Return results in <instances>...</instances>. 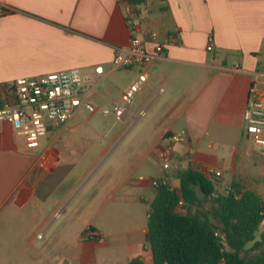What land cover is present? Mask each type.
<instances>
[{
    "label": "crops",
    "instance_id": "1",
    "mask_svg": "<svg viewBox=\"0 0 264 264\" xmlns=\"http://www.w3.org/2000/svg\"><path fill=\"white\" fill-rule=\"evenodd\" d=\"M0 4L9 8L0 16V100L12 80L71 68L87 74L103 65L105 73L92 96L102 106L117 101L141 72L147 74L129 114L119 119L120 131L101 137L105 147L91 155L77 177L83 187L52 205L41 197L40 208L50 211L27 232L28 220L5 214L27 207L49 174L73 160L72 137L89 127L76 119L79 111L64 124H48L40 146L28 152L13 126L0 122V264H154L147 242L148 210L157 194L151 181L166 176L177 188V171L188 167L220 171L218 194L238 183L264 200V148L246 135L243 122L251 88L264 91V0ZM129 5L135 11L136 34L149 48L150 32L161 42L169 36L173 40L161 59L144 68H110L115 48L130 40ZM209 37L211 51L206 49ZM140 111L144 116L139 117ZM172 134L186 139L175 144L165 165L159 153ZM96 135L91 125V142ZM108 172L113 177L95 186ZM90 188L91 205L86 207L81 202ZM90 206L91 222H82L77 216ZM89 227L95 238L85 236ZM262 233L264 221L256 237ZM55 245L54 253L50 246Z\"/></svg>",
    "mask_w": 264,
    "mask_h": 264
},
{
    "label": "built area",
    "instance_id": "2",
    "mask_svg": "<svg viewBox=\"0 0 264 264\" xmlns=\"http://www.w3.org/2000/svg\"><path fill=\"white\" fill-rule=\"evenodd\" d=\"M9 12V8L0 4V16ZM126 23L130 28V40L125 47H116L110 68L126 69L132 67H146L161 59L165 54L166 45L173 40L169 36L166 42L158 40L155 32H150L148 43L139 37L135 26V11L133 6L126 8ZM213 39L208 38L207 51L212 50ZM103 65L93 66L87 74L79 68L38 75L32 78H18L5 85V95L0 100V122H9L17 136L25 141L28 152L40 146V140L47 133L48 124L61 125L71 120L80 110L91 114L100 113L104 117L114 116L122 119L129 114V107L135 95L147 80L146 72L138 77L120 95L117 101L107 105L97 106L92 102V96L97 88L98 79L105 73ZM237 70H240L237 68ZM145 111L139 112V117ZM244 131L252 142L264 148V91L251 88L247 106L243 112ZM181 134L168 137L166 147L159 153L163 164H167L175 144L185 141ZM203 175L217 182L221 172L211 168L199 170ZM151 184L156 189L161 185L170 184L169 178L163 176L153 179ZM230 189V188H229ZM185 204L180 200L177 210L184 212ZM214 235L219 238L223 250H229L224 235L220 231V224L216 225ZM86 237L95 238L91 229L85 232ZM39 239L42 234L37 236Z\"/></svg>",
    "mask_w": 264,
    "mask_h": 264
},
{
    "label": "trees",
    "instance_id": "3",
    "mask_svg": "<svg viewBox=\"0 0 264 264\" xmlns=\"http://www.w3.org/2000/svg\"><path fill=\"white\" fill-rule=\"evenodd\" d=\"M176 178L179 187L159 186L148 210L154 264H264V233L256 237L264 221L260 196L238 183L218 194L217 182L189 167L177 171ZM180 200L184 212L177 210ZM213 220L220 223L229 250L214 235Z\"/></svg>",
    "mask_w": 264,
    "mask_h": 264
},
{
    "label": "rangeland",
    "instance_id": "4",
    "mask_svg": "<svg viewBox=\"0 0 264 264\" xmlns=\"http://www.w3.org/2000/svg\"><path fill=\"white\" fill-rule=\"evenodd\" d=\"M76 119L84 122L86 127H89V130H86L87 132H85V134L72 137L73 144L70 147V156L73 160L60 164L57 170L49 174V177L38 187L37 195L30 200L27 207L16 210L12 209L9 214H5V216L16 218L20 220V222L23 220L26 222L28 220L24 227L25 232L30 231L34 227L35 222L50 211V209L46 211L40 208V204L42 203L41 197L45 196L46 203L52 205L58 198L62 195H66L71 189L76 191L83 187V182L78 181L77 177L87 165L91 155L99 153L105 147L106 141L102 140L101 137L106 136L107 131H120L122 128V123L114 116L104 117L100 113L91 114L84 109L80 110ZM91 125L98 130V135L94 136L93 142H91ZM108 173L104 175L103 181H97L95 186L103 185L104 181L106 182L113 177L111 172ZM81 204L86 207L91 205V188L87 191ZM77 217L80 218L82 222H91V206L90 208H86ZM38 241L39 240H37V242ZM50 250L54 253L58 252L56 245L55 247L50 246Z\"/></svg>",
    "mask_w": 264,
    "mask_h": 264
}]
</instances>
